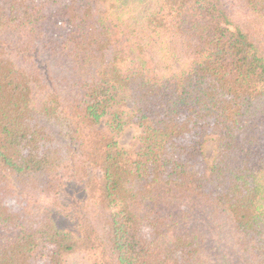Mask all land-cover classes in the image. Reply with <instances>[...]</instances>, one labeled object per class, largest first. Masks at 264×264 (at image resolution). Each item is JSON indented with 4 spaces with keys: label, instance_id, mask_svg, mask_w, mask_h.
<instances>
[{
    "label": "trees",
    "instance_id": "16d2710c",
    "mask_svg": "<svg viewBox=\"0 0 264 264\" xmlns=\"http://www.w3.org/2000/svg\"><path fill=\"white\" fill-rule=\"evenodd\" d=\"M0 264H264V0H0Z\"/></svg>",
    "mask_w": 264,
    "mask_h": 264
},
{
    "label": "rangeland",
    "instance_id": "374dc122",
    "mask_svg": "<svg viewBox=\"0 0 264 264\" xmlns=\"http://www.w3.org/2000/svg\"><path fill=\"white\" fill-rule=\"evenodd\" d=\"M46 30L55 33V34H64L66 32V25L60 21V20H48L44 23ZM137 136V131L135 128L127 129L121 138L119 139L120 146L123 148H129L134 141L135 137ZM213 153H214V144L211 140H208L206 146H205V154L207 161L209 163L212 162L213 159ZM66 201L68 203H74L76 199V195L71 193H66ZM64 224L66 225L67 222L64 221ZM67 226H71V224H67Z\"/></svg>",
    "mask_w": 264,
    "mask_h": 264
}]
</instances>
